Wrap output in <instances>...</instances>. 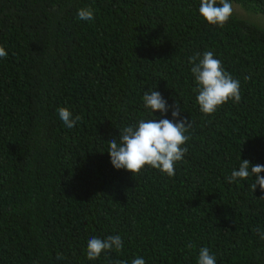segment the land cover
Listing matches in <instances>:
<instances>
[{"label": "trees", "instance_id": "trees-1", "mask_svg": "<svg viewBox=\"0 0 264 264\" xmlns=\"http://www.w3.org/2000/svg\"><path fill=\"white\" fill-rule=\"evenodd\" d=\"M230 2L221 28L200 0H0V264H197L202 247L216 264H264V193L251 176L227 182L243 160L264 165V29L237 12L264 15V0ZM206 51L241 95L209 116L188 62ZM150 90L163 116L146 112ZM174 105L191 121L175 175L114 169L108 141ZM59 107L82 121L67 128ZM109 235L123 249L88 260Z\"/></svg>", "mask_w": 264, "mask_h": 264}, {"label": "clouds", "instance_id": "clouds-1", "mask_svg": "<svg viewBox=\"0 0 264 264\" xmlns=\"http://www.w3.org/2000/svg\"><path fill=\"white\" fill-rule=\"evenodd\" d=\"M233 13V6L230 0H200L199 15L208 24L223 27ZM77 19L91 21L94 13L91 8L77 10ZM7 52L0 46V59H6ZM189 64L192 65L190 71L194 77L196 87L193 91L196 95V103L199 111L209 116L214 114L218 108L231 100L239 103L240 82L228 73L220 60L214 57L211 51L189 57ZM143 106L149 115L159 112L163 116L168 112L166 101L158 91H146L142 97ZM59 119L67 128L74 127L77 122L82 121V117L73 114L66 107L57 108ZM180 107L173 106L171 112L172 119H140L135 126L129 125L119 131V141L113 138L108 141L110 163L116 170L123 169L131 173L132 176L139 174L147 166L158 170L162 175L172 177L175 175V165L182 162L187 148L184 145L190 139L188 133L191 121L178 119L180 117ZM178 122H174L177 121ZM241 161V160H240ZM250 169V170H249ZM264 172V165H250L248 160L240 162L238 169H234L227 178L228 183H235L238 180H245L254 177V182L250 185L251 191L259 189L264 193V178L260 173ZM259 199H264L262 195ZM264 240V233H260L259 228L254 229ZM188 247H193L189 244ZM123 249V240L119 235H109L106 238L93 237L87 242L86 258L90 261L96 260L102 253L113 250L119 252ZM59 254L57 259H63ZM114 264H126V262L115 261ZM131 264H145L142 257L134 258ZM197 264H216V257L212 255L207 247L199 250Z\"/></svg>", "mask_w": 264, "mask_h": 264}, {"label": "rangeland", "instance_id": "rangeland-1", "mask_svg": "<svg viewBox=\"0 0 264 264\" xmlns=\"http://www.w3.org/2000/svg\"><path fill=\"white\" fill-rule=\"evenodd\" d=\"M233 7H240L236 3H232ZM242 10V9H241ZM237 10L239 14L243 17H245L246 20L253 22L257 24L259 27H262L264 29V15L260 13H253V12H246L244 10Z\"/></svg>", "mask_w": 264, "mask_h": 264}]
</instances>
